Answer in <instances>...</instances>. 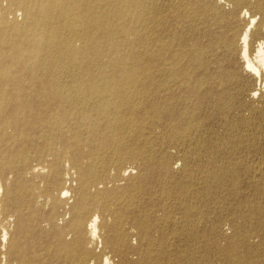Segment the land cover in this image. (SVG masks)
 Segmentation results:
<instances>
[{
    "label": "bare ground",
    "instance_id": "obj_1",
    "mask_svg": "<svg viewBox=\"0 0 264 264\" xmlns=\"http://www.w3.org/2000/svg\"><path fill=\"white\" fill-rule=\"evenodd\" d=\"M0 264H264V0H0Z\"/></svg>",
    "mask_w": 264,
    "mask_h": 264
},
{
    "label": "rangeland",
    "instance_id": "obj_2",
    "mask_svg": "<svg viewBox=\"0 0 264 264\" xmlns=\"http://www.w3.org/2000/svg\"><path fill=\"white\" fill-rule=\"evenodd\" d=\"M215 125H216V123H215ZM228 231H229V225H228Z\"/></svg>",
    "mask_w": 264,
    "mask_h": 264
}]
</instances>
